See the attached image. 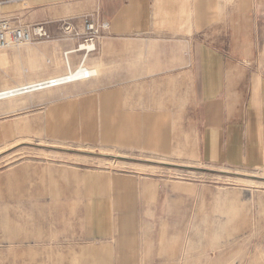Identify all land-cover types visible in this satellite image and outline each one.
<instances>
[{
	"label": "rangeland",
	"instance_id": "obj_1",
	"mask_svg": "<svg viewBox=\"0 0 264 264\" xmlns=\"http://www.w3.org/2000/svg\"><path fill=\"white\" fill-rule=\"evenodd\" d=\"M81 2L0 7V19L41 23L49 34L0 51V91L65 74V54L80 46L95 51L67 55L70 68L84 54L88 67L100 68L89 80L0 101V264H104L82 261L106 252L79 247L70 231L83 174L113 173L162 177L187 196L186 211L173 213L156 241L167 261L159 263L158 255L147 264H264V172L212 171L192 150L197 135L179 133L181 120L130 117L148 97L160 98L148 94L154 88L134 85L137 43L99 33L93 46L82 44L83 17L93 3ZM70 24L74 32L67 35L61 28ZM163 90L167 100L179 97L180 88Z\"/></svg>",
	"mask_w": 264,
	"mask_h": 264
},
{
	"label": "crops",
	"instance_id": "obj_2",
	"mask_svg": "<svg viewBox=\"0 0 264 264\" xmlns=\"http://www.w3.org/2000/svg\"><path fill=\"white\" fill-rule=\"evenodd\" d=\"M81 3H93L83 18L107 23V38L137 43L134 85L154 88L148 94L160 98L148 97L130 117L181 120L179 133L197 135L192 150L212 171L264 172V0ZM94 68L99 73L97 63ZM166 87L180 88L179 97L163 98ZM188 88H193L190 99ZM163 179L83 174L70 235L79 247L106 254L82 261L147 264L158 255L159 263L167 261L156 241L171 215L186 211L187 196ZM178 199L183 205L177 206Z\"/></svg>",
	"mask_w": 264,
	"mask_h": 264
},
{
	"label": "built area",
	"instance_id": "obj_3",
	"mask_svg": "<svg viewBox=\"0 0 264 264\" xmlns=\"http://www.w3.org/2000/svg\"><path fill=\"white\" fill-rule=\"evenodd\" d=\"M26 0H0V7L6 4H17ZM85 35L83 36L82 44H94L95 39L99 33H106L109 29L107 23H101L99 25L92 22L90 19L84 21ZM65 31L69 33L71 27L66 25ZM49 38V34L44 24H24L18 19H0V50L9 49L11 47L20 46L22 44H28L34 41L44 40ZM93 46V45H92ZM85 52H94L95 45L92 49H83ZM91 75L88 73L83 74V79H91ZM10 91L0 92V100L4 99ZM100 242H95V246H99Z\"/></svg>",
	"mask_w": 264,
	"mask_h": 264
},
{
	"label": "bare ground",
	"instance_id": "obj_4",
	"mask_svg": "<svg viewBox=\"0 0 264 264\" xmlns=\"http://www.w3.org/2000/svg\"><path fill=\"white\" fill-rule=\"evenodd\" d=\"M70 27H71V31L69 33H67L65 31L64 27H62L61 30L65 34L71 35L74 32V28H73V25H71V24H70ZM83 31L85 33L84 20H83ZM85 48L90 50L91 47L90 46H80L79 50L70 51L67 54H65L66 69H67L65 74L58 75V76H55V77H50V78L39 80V81H35V82L34 81L33 82L30 81V82H27L25 84H20L17 87L6 88L4 90H1L0 92H4V91H10L11 92L10 94H8L2 100H7V99H10V98H13V97H16V96L25 95V94H28V93H31V92L40 91V90L47 89V88L49 89V88L56 87V86H59V85H64V84L72 83V82H75V81L83 80V74L84 73L90 74L91 77L97 76L98 75V70L96 68H89V67H87L85 65L86 64V60L88 59V54L87 55H85V54L82 55L80 65L78 67L73 68V70L70 68V64H69V60L67 58V55L75 54L78 51L83 50ZM0 51H2V50H0ZM23 52H24V50H23ZM28 52H29V50H28ZM19 53H20V51L19 52L18 51L15 52V54H17V55ZM1 60H2V56L0 55V62H1Z\"/></svg>",
	"mask_w": 264,
	"mask_h": 264
}]
</instances>
